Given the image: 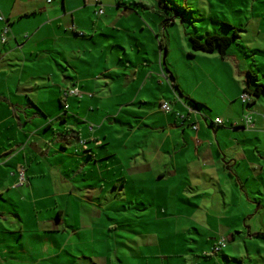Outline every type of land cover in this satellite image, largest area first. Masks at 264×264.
Wrapping results in <instances>:
<instances>
[{"label":"crops","instance_id":"0c3cea01","mask_svg":"<svg viewBox=\"0 0 264 264\" xmlns=\"http://www.w3.org/2000/svg\"><path fill=\"white\" fill-rule=\"evenodd\" d=\"M0 14V264H254L252 246L264 259L248 63L171 53L164 33L159 49L128 0H0Z\"/></svg>","mask_w":264,"mask_h":264},{"label":"rangeland","instance_id":"374dc122","mask_svg":"<svg viewBox=\"0 0 264 264\" xmlns=\"http://www.w3.org/2000/svg\"><path fill=\"white\" fill-rule=\"evenodd\" d=\"M53 1V0H50ZM132 2L141 15L150 19V25L154 29V42L160 49L157 35L165 34L168 38V51L177 49L182 52V47H190V37H205L209 34L223 35L225 33L223 24H228L239 29L241 38L238 43H234L229 53L233 52L239 56L242 63H248L251 70L257 75V84L264 85V0H128ZM173 4L186 9L190 15L183 14V18L176 17L174 25L162 26L163 19L156 12L160 5ZM95 14V13H94ZM172 33V39L168 36ZM231 35V32H227ZM162 38V36H161ZM149 46L155 44L153 39H144ZM194 56V55H193ZM173 57L172 55L170 58ZM192 57V56H190ZM173 60V59H172ZM251 102H253L251 100ZM250 102V104H251ZM259 102V101H258ZM259 104V105H258ZM255 106L264 108V94L261 101ZM254 106V107H255ZM264 113V109H262ZM82 249V248H78ZM84 249V248H83ZM113 249L111 255H113ZM255 259L254 264H264V259L259 257L257 249L252 246ZM85 255H92L89 250H85ZM108 253V252H107ZM78 254L83 255V250ZM84 261V259H82ZM80 263V262H79ZM78 263V264H79ZM234 264V263H233Z\"/></svg>","mask_w":264,"mask_h":264},{"label":"trees","instance_id":"16d2710c","mask_svg":"<svg viewBox=\"0 0 264 264\" xmlns=\"http://www.w3.org/2000/svg\"><path fill=\"white\" fill-rule=\"evenodd\" d=\"M156 12L162 17L163 19V26L174 25L176 23V17H184L183 14L190 15L189 11L178 7L177 5L173 4L172 6L160 5ZM225 33L223 35L219 34H209L205 37L197 38V37H190V47L192 48L194 53H207V54H219L222 58H226L229 55V49L234 43H238L239 39L241 38L239 29H236L228 24H223ZM231 35L227 32H231ZM161 47L164 50H167L168 43L166 37L163 36L161 39ZM247 81L254 83L255 89L250 90L247 88L244 93H247L251 98L259 97L264 94V85L257 84L258 77L253 72L249 71L247 73ZM190 100V99H189ZM195 107H202L201 104L197 103L194 100H190ZM254 101V99H253ZM251 105V104H249Z\"/></svg>","mask_w":264,"mask_h":264},{"label":"built area","instance_id":"2783aa9c","mask_svg":"<svg viewBox=\"0 0 264 264\" xmlns=\"http://www.w3.org/2000/svg\"><path fill=\"white\" fill-rule=\"evenodd\" d=\"M99 2V0H98ZM104 10L103 8H100L98 10V14H103ZM0 22H5L7 23V20L5 18V16H3L2 14H0ZM9 26L8 25H5L4 28H3V31H2V35H1V43L2 44H5L7 41H8V33H9ZM70 95H75V96H79L80 93L77 89H69L68 91L65 92V96H70ZM241 100L244 104H249L250 101L252 100L251 96H249L247 93H243L241 95ZM161 108L164 112L166 113H169L172 111V106H171V103L169 102H164L162 105H161ZM190 110H192L194 112L193 109L190 108ZM244 121L246 123L247 126H252L253 124V117L251 114H246L244 116ZM216 124H222L223 123V120L221 118H216L215 120ZM195 129L197 128L196 126L194 127ZM26 179V176H25V169L22 168L20 170V182H19V186L22 185L24 183ZM227 244H228V240L226 237H221L219 238L217 244L214 246L213 248V254H217L221 251H223L226 247H227Z\"/></svg>","mask_w":264,"mask_h":264}]
</instances>
